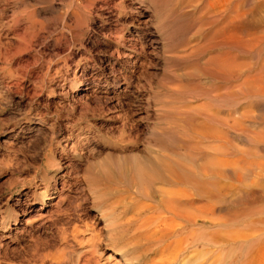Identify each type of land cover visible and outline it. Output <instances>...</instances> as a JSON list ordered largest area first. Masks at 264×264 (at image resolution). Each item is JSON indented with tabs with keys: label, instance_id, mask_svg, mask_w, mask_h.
<instances>
[{
	"label": "rangeland",
	"instance_id": "obj_1",
	"mask_svg": "<svg viewBox=\"0 0 264 264\" xmlns=\"http://www.w3.org/2000/svg\"><path fill=\"white\" fill-rule=\"evenodd\" d=\"M73 1L0 0V264H75L77 258L87 264H161L155 251L176 239L154 245L137 236V219L141 224L154 215H137L135 202L144 201L137 187L127 177L113 181L93 175L92 159L110 154L106 139L116 143L122 136L129 139L121 145L134 150L115 151L119 154L110 160L143 159L149 148H161L197 180L198 222L205 227L211 221L205 232H219L214 257L232 251L231 264H264V109L257 110L249 95L235 96L232 104L220 102L219 114L208 121L198 115L203 101L194 92L167 99L163 80H173L169 87L177 91L181 82L196 84L201 76H183L191 73V60L180 56L182 61L170 62L177 58L159 28L163 2L93 0V28L77 43L69 19ZM120 2L139 20L127 16L122 26L113 12ZM232 3L251 25L256 22L251 31L263 37L264 52V0ZM147 37L152 44L142 45ZM180 38L187 43L178 50L183 53L193 45L194 34ZM240 55L245 61L251 57ZM165 102L174 103L163 110ZM175 107L191 110V123L165 116L169 109L170 116L178 113ZM169 127L174 142L161 147L157 129ZM51 154L58 165L47 164ZM182 187L195 193L190 184ZM150 195L158 199L152 189ZM189 229L181 238H189ZM194 249L190 245L187 253Z\"/></svg>",
	"mask_w": 264,
	"mask_h": 264
},
{
	"label": "bare ground",
	"instance_id": "obj_2",
	"mask_svg": "<svg viewBox=\"0 0 264 264\" xmlns=\"http://www.w3.org/2000/svg\"><path fill=\"white\" fill-rule=\"evenodd\" d=\"M139 1L141 3L146 2L150 6L153 5L156 6V3H159L160 1L163 2V4L161 5L162 15L160 16L159 28L162 30L164 35H166L167 41L168 40L172 41L170 47L173 48V49L171 48L173 50L172 51L173 55L176 58L181 56L183 57L182 60L185 61L191 60L190 62L194 65V67H192L191 69V73H189V71H185L186 73L188 72V74L186 75L185 73L183 74V76L184 77L186 76V78L188 76L193 77L194 75H197L198 77L201 76V78H199L196 81V84L194 83L193 80L191 81L190 79H189L190 81L188 80L189 81L188 83L187 81L183 82L184 85H182L183 83L181 82L180 86L177 85V91L173 90L172 89L173 87H171V89L169 87L172 84L171 81L173 80L170 79H167L166 81L163 80L162 87L165 91H167L164 94V95L168 94L166 95L168 96L167 99L170 98L171 94H176L177 96L182 97V95L186 94L187 90H190L189 93L191 91L194 92L193 94L199 96L202 99L201 101H203L200 103V106L197 105V107H199L198 115L204 117L208 121L214 120L215 115L219 114V112L217 113V108H219L218 105H221L222 102H224L223 106L232 104L233 102L231 101L235 98V96L242 97L243 95L246 96L249 95L252 98H254L253 102L256 105H258L257 110H259L260 107L264 109V56L262 55L263 51L261 48V44H263L261 43V41H263L262 40L263 37L253 35L252 31L254 30L252 29L254 28L253 25L256 22L251 25L247 20V18L245 17V13L235 12V10L232 8V6H234L233 5L234 3H232L233 0H139ZM93 5H94L93 0H83L82 2H78L77 0L73 1L72 10H70L71 15L69 18L71 21V29H72L71 32H73L72 33L73 42H77V41L81 42L82 41L81 35L83 33H87L89 28L90 29L93 28L92 21L94 16L92 17V14L94 15L93 11H96L94 10ZM104 7H105L104 10L106 8L108 10L110 9L106 5ZM113 8H114L113 9L114 14L117 15L116 16L117 20L120 21L121 25L124 27L125 24H127L126 23L127 16L128 17L130 16L131 20H135V21L139 20L138 19L139 14H137L136 11L134 13H131V8L123 5V2L115 4ZM241 10L239 11L242 12ZM248 15H250V13ZM99 16L102 17L103 15L101 14ZM255 18H257V16ZM260 24L262 25V23ZM191 32L194 34V39L192 41L193 45L185 52L183 53L179 52L178 50L182 47L183 43L185 42V40H183L180 37ZM259 33L263 34V32H259ZM148 40L150 41V44H152L153 40L151 39V37H147L146 40L140 43L144 45V43H146V41ZM175 44L177 45V47H175L174 49ZM116 53L119 54V52ZM240 53H247L248 55H250L253 58V60L251 59V63L248 62L251 58L250 56H249L250 57L249 60L246 59L247 61L246 62L245 60H242L243 57L242 58L240 57L241 56ZM176 60L182 61L181 59L177 58L175 60H171L170 62ZM137 61H139L140 65L146 64L144 63L143 60L137 59ZM168 67L166 68V70L169 69ZM177 75L179 77L180 74L177 73ZM206 80L208 83L205 82ZM252 98L249 97V99ZM244 99H246V97H244ZM168 103L169 102H165V104L163 105V110L168 109V107L165 109L166 104ZM185 104L186 102L184 103V105ZM194 107L191 106L190 109L191 108L193 109ZM181 108L177 109L175 107V109L179 110V112L175 113L176 111H174V114L173 115L171 114V116L170 113L168 115V111L171 109H169L168 111H164L163 113L168 118H173L175 120L178 121L180 120L186 123L190 122L192 118L194 119V116H192L193 113L192 114L190 113L192 112L191 111L192 109L189 110L190 112L188 110H187L188 112L186 111L181 112L180 110ZM187 108L185 106V109ZM254 108H256V106ZM193 112L195 111L193 110ZM262 113L264 117V112ZM171 129L172 128L170 127L168 129L167 128H163L161 130L157 129L158 133L155 135V137L156 140H158L157 138H160L159 140L162 141L163 145L161 144V147L162 146L164 147L165 145L164 143L169 144L171 142H174L175 138L172 137L173 136L172 133L174 132H172L173 130ZM206 129L207 127H204V130L203 129L202 130L206 132L208 130L212 131L211 127L208 130ZM206 132L204 133L207 134ZM127 139L129 138L127 137ZM127 139H124V137L122 136L121 140L116 139V143L115 141L112 142L110 141V139L109 140L106 139V142L110 147L109 148L110 154L105 155L101 159H97V160L96 158L92 159V164L96 168V172L93 173V175L95 179L99 177L102 179L104 178L111 179L113 181L123 177L124 178L127 177L129 178L130 183L134 187H137L138 194L141 196L142 200L144 199V201L141 200L142 201L141 204L135 202L137 203L136 206H139L136 207L137 210H139L140 208L139 213L137 215H140L141 212L142 213L150 212V214L153 212L154 214L153 217L150 218V220L148 219L147 221L144 219L146 222L142 220L140 222L143 223L140 224L139 220L141 218L140 219L136 218L138 220L139 225L135 223H134L135 225L131 224L135 226V229H136V225L138 226L137 230L140 232L136 231L138 232L137 236H141L143 234V236H145V239H147L151 243H154V245H158L160 243L165 244L166 242L169 243L168 240L176 239L170 242L169 244H167V247L165 246L166 248L162 246L161 248L164 247V250H159L158 252L155 251V254L156 255L159 254V258H162L160 260L161 264H231L230 259L232 257V251H227L225 253H223V251L219 253L218 251L215 257L213 255L214 253L217 252L216 245H218L219 242L216 235H218L219 232H213V231L208 233L205 232L207 228L212 227L211 221H207L205 223L206 224L205 227H201V224H199L198 221L200 220L199 218L200 214L197 212V207L200 202L199 195L197 194L198 182L197 180L193 179L192 176L186 171L184 164L181 163V160L175 162L171 161L168 158V156L164 153L165 151L163 152L161 148H156V147H155L156 149L149 148L148 149L149 155L143 159L142 158L139 159L134 155L132 159L127 158V160H122L120 158L122 161L110 160L109 158H113L115 154L118 155L119 153H122L123 155L124 154L126 155L128 153H131L132 150H134V148H130L128 147V145L127 146L121 145L126 143V141H128ZM115 151L119 153H113ZM47 164L50 166L58 165L52 154L47 157ZM73 170H74V174L79 173V170H76L75 168H73ZM185 184H190L192 187H194L195 193L187 194L188 192L187 193L185 192L186 189L184 190L182 187ZM173 185H175V187ZM170 186H173V188L176 189L175 190L170 189L169 188ZM82 188L80 185H78L76 190L83 194L84 192L81 190ZM151 189L153 190V192H156L158 195L157 196L158 199L156 201L153 200V196L150 195ZM248 197L250 199V196ZM145 199L147 200V202H145ZM194 209L195 211H193ZM114 215L115 214H111V221L118 226L117 216ZM136 219L135 221L137 222ZM129 221H127V224H124L127 225L128 228H130ZM206 226L209 227L206 228ZM190 227H195V228L194 229L192 228L193 230L191 229L192 230L191 231L189 229ZM188 229L189 231H191L192 236L190 235L189 232L188 235L189 238H181L183 235H184L183 237L187 236L186 234ZM190 245L195 249L192 252L187 253V249ZM91 249L93 251L95 248L94 249L91 248ZM67 259L65 258V260ZM91 259L93 260V258ZM166 259L170 261L165 262ZM76 260L77 261L75 262V264H87V263H82L81 262L82 260H80V258H77ZM55 262L56 261H54V263ZM87 262L88 264L90 263V261ZM64 263L65 262L63 260L61 261L58 260L56 262V264H64Z\"/></svg>",
	"mask_w": 264,
	"mask_h": 264
}]
</instances>
